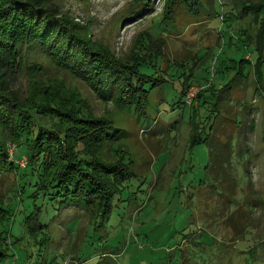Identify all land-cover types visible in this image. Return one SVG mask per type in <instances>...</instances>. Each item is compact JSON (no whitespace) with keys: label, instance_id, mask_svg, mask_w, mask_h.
Segmentation results:
<instances>
[{"label":"rangeland","instance_id":"1","mask_svg":"<svg viewBox=\"0 0 264 264\" xmlns=\"http://www.w3.org/2000/svg\"><path fill=\"white\" fill-rule=\"evenodd\" d=\"M54 1L86 30L90 40L107 46L118 59L147 60L151 50L148 64L156 78L160 75L166 81L164 90L151 92L152 105L163 95L169 100L182 80L187 83L177 108L169 114L164 104L147 134L145 118L139 119L129 107L102 102L81 81L57 69L35 49H27L14 86L24 90L28 68L40 63L43 70L37 79L59 80L77 91L95 115L121 129L116 143L135 175L114 197L106 226L98 234L90 230L91 236L102 234L105 239L104 258L99 257V250L91 255L84 250L88 214L61 209L49 222V239L44 241L41 232L28 235L23 229L22 203L12 200L0 264H264V56L259 65L252 37L263 15L257 5L261 1L197 0L211 12L206 16L199 10L197 17L176 6L165 29L158 17L167 0H149L139 14H133L138 7L135 0ZM140 42L147 44L145 49ZM240 69L247 84L246 98L226 102L216 116L226 118L229 105L237 128L225 181L215 166H207L206 143L189 145L188 141L193 123L198 122L193 108L204 112V102L196 106L203 96L211 103L212 93ZM146 110L148 118H156L150 106ZM5 147L7 159L22 168L23 148L11 141ZM108 149L100 147L103 154ZM14 177L0 176L4 202L10 197Z\"/></svg>","mask_w":264,"mask_h":264},{"label":"trees","instance_id":"2","mask_svg":"<svg viewBox=\"0 0 264 264\" xmlns=\"http://www.w3.org/2000/svg\"><path fill=\"white\" fill-rule=\"evenodd\" d=\"M260 1L257 5L263 15L256 35L252 36L255 61L259 65L264 56V0ZM134 3L138 7L133 14H139L147 9L150 1L135 0ZM204 5L197 0H167L158 20L165 29L166 20L171 19L176 6L185 8L194 17L199 15V10L210 16L211 12ZM146 45L140 42V48L145 49ZM29 48L42 54L57 69L81 81L102 102L111 101L117 108L129 107L139 119L145 118L147 134L158 113L164 110V104L167 113L177 108V100L187 82L182 80L178 88L171 91L169 100L162 94L158 104L152 105L151 92L164 90L166 81L160 75L156 78L153 66L148 64L151 50L147 60H121L104 44L90 40L86 30L71 20L54 0H0V176L6 173L15 176L8 200L4 202L0 194V257L4 251L7 222L13 214L9 201L15 200L22 203L23 229L28 235L41 232L44 241L49 239V222L61 209L88 214L90 228L82 241L85 254L99 250V257L104 258L105 239L100 237L102 234L96 238L89 233H100L106 226L104 222L110 216L114 197L135 175L128 165L129 158L116 143L121 129L111 126L102 115H95L77 91L65 87L59 80L37 79V74L43 70L40 63L33 62L28 68L29 78L24 90L15 87L13 79ZM243 74L241 69L235 72L212 93L211 103L201 94L203 98L196 106L204 102V112L193 108L198 122L193 123L188 143H206L207 166H215L225 181L237 128L229 116V105L226 118L218 120L216 116L226 102L239 103L241 97L246 98L247 84ZM148 106L154 110L155 119L148 118ZM182 107L179 108L182 110ZM209 110H214L215 114L208 113ZM6 141L23 148L25 164L22 168L14 160L7 159ZM239 143L241 147L240 140ZM104 145L110 147L105 154L100 150ZM71 217L76 220V216ZM72 259L78 261L77 257Z\"/></svg>","mask_w":264,"mask_h":264},{"label":"built area","instance_id":"3","mask_svg":"<svg viewBox=\"0 0 264 264\" xmlns=\"http://www.w3.org/2000/svg\"><path fill=\"white\" fill-rule=\"evenodd\" d=\"M9 153H10V149H9Z\"/></svg>","mask_w":264,"mask_h":264}]
</instances>
